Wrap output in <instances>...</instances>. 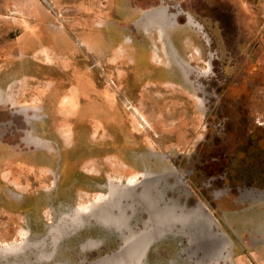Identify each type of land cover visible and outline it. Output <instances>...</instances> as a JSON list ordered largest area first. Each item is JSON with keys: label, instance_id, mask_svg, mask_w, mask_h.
<instances>
[{"label": "rangeland", "instance_id": "1", "mask_svg": "<svg viewBox=\"0 0 264 264\" xmlns=\"http://www.w3.org/2000/svg\"><path fill=\"white\" fill-rule=\"evenodd\" d=\"M14 1L0 0L9 16L0 31V72L6 68L0 85L8 89L15 77L28 75L46 86L42 93L24 90L15 106L0 102V246L23 243L28 233L45 235L62 211L97 202L110 181L129 182L134 171L154 176L167 168L184 182L168 189L160 206L173 208L177 200L178 218L156 240L160 228L174 220L170 212L157 214L150 224L159 234L150 244L144 235L138 262L126 244L120 248V240L82 252V237L74 236L46 264H98L113 251V264H264V197L245 194L255 185L230 179L236 166L248 164V157L236 155L238 147L250 133L264 132V58L259 65L239 63L221 47L235 43L244 24L243 15L233 14L237 0H132L136 11L142 1L150 8L132 16L120 12L126 0H33L31 19L14 13ZM90 1L92 12L85 8ZM25 3L18 6L25 10ZM145 17L151 33L143 27ZM173 18V26L189 23L190 31L167 27ZM159 29L168 33L165 48ZM174 34L197 45L192 56L175 53L192 68L188 81L177 64L166 61ZM155 43L163 61L154 57ZM123 46L132 53L125 62L118 61ZM45 48L55 59H42ZM68 102L73 139L66 142L60 127ZM35 104L40 118L15 125V119H25L20 110ZM30 132L51 147L32 146ZM150 198L144 197V210L132 217L134 230L149 220ZM200 205L213 218L212 233L201 223ZM101 231L92 226L81 235L98 237Z\"/></svg>", "mask_w": 264, "mask_h": 264}, {"label": "flooded vegetation", "instance_id": "2", "mask_svg": "<svg viewBox=\"0 0 264 264\" xmlns=\"http://www.w3.org/2000/svg\"><path fill=\"white\" fill-rule=\"evenodd\" d=\"M177 15L178 14L176 13V14H174L173 17L176 18ZM174 18H173L172 22L167 27L173 26V24L175 22ZM144 28H145L146 33H151L150 29H152V27L150 26V24H147L144 22ZM157 32H158L159 40L164 44L163 47L165 48L166 43L164 42V40L166 38V35H168V33H167L166 29H159ZM127 37H129V36H127ZM129 38H131V37H129ZM97 41H99V39ZM154 47H155L154 57H158L163 61V57L158 52L160 47L156 43L154 44ZM45 50H46V54H45V56H43L42 59L46 60L47 57L55 59V57L52 55L53 53L51 51L47 50L46 48H45ZM11 53H13L12 50H11ZM166 53L169 54V56H170V57H168V59H166V61L169 63L174 62L175 64H177L181 68V70L183 71L184 79L187 80L190 72L192 71V68L189 66V64L186 63L185 61L179 59L176 56L175 51H173V52L171 51L170 53L166 51ZM131 54L132 53L130 50H128V51L126 50V51L122 52V56L119 58L118 61L125 62L130 57ZM66 63H68V61H66ZM4 64H6V63H4ZM2 66H5V65H2ZM4 71H6L5 67L2 68L0 73H3ZM170 83L176 84L175 81H170ZM45 86H46L45 83H42L38 78H35V77H31L28 75L15 77L13 80H11L9 82L8 89H6L4 87V85H0V102H8V103L15 106L21 101V97L23 96L24 90L29 89L31 91L33 90V91H37L39 93H42V92H44ZM16 88L20 89V93L15 94V91H17V90H15ZM37 107H39V106H37V104H35L31 108L21 109L20 113L22 114V116L25 119L23 121H18L15 119L14 124L20 125V122H21L22 125H25L28 122H32L33 120H35V118L37 119V117H40L39 113H37V111L35 110ZM71 110H72V108L70 107V105L68 107H65V113L66 114L64 115V118H63L65 123H63V126L60 127V129H62L63 131H66V132H69L71 130L70 127L68 126V121L72 118V115L67 114V112H70ZM253 131H257V129H254ZM27 137H28L27 141H30L31 138L34 137V134L32 132H30V133H28ZM261 141L264 142V132L263 131H262V133L255 135V136L251 133L249 135H247V139L244 141L245 143H242L238 147V153H236L237 156L238 155H242V156L245 155L246 157H248V164L245 165L247 168L244 167V165L236 166V168L234 169V171H235L234 174L230 177V179L235 180L236 182L243 181L244 185H246V186H250V185L257 186V187L253 186V188L248 189L245 192V194H247L249 196H254V198L255 197L256 198L264 197V146L260 145ZM242 158H244V157H242ZM254 161H255V163H254ZM238 164H239V162H238ZM175 176H176V174H175ZM176 179L178 181L177 176H176ZM245 179H247V180H245ZM177 181H175V183H169V185H167V187H169V189L173 188L174 185L178 183ZM142 188H143V186H142ZM158 203L160 205L159 200H157L156 203H154V207H155L154 210L155 211H158L156 209V206ZM133 204L134 203H132V206H133ZM169 206H170L169 204H165L164 206H161V207H163V208L167 207L168 208ZM134 207L135 208H127L125 214L119 215V216H117V218H113L111 225H109V229L115 230L121 234L122 233L124 234L122 227L120 228V225H124L127 228H129V233L127 234V236H125V239H124V245L126 244L125 250H128L130 248L132 250L131 253H134V256L136 257L135 261L138 262L139 259L141 258V256L144 254V251L142 250L144 248V235L146 234L147 235L146 237L152 239V237L156 236L157 234L164 233L165 230H162L160 228L159 231H161V232L158 233L154 229L153 230H151V228L148 229L147 228L148 226L144 229V219H142L143 228L141 230H139L138 232H136L134 230L132 231L131 225H125L123 223L124 222L127 223L128 221L131 220V217L134 213L133 209L135 210L137 205ZM128 210L130 212H128ZM154 210H153V212H154ZM154 217H155L154 214H151V218H154ZM89 218L91 219V221L96 222L93 215ZM133 232H135V233H133ZM127 254H128V252H127ZM111 257H112V255L111 256L107 255L104 258L98 259L96 262L98 264H106L107 262L109 264H113V262L115 261V258L112 257V259H111Z\"/></svg>", "mask_w": 264, "mask_h": 264}, {"label": "water", "instance_id": "3", "mask_svg": "<svg viewBox=\"0 0 264 264\" xmlns=\"http://www.w3.org/2000/svg\"><path fill=\"white\" fill-rule=\"evenodd\" d=\"M156 175L153 176V174L151 173H144L142 174L143 175V178L142 180H140L139 182H116L117 184L119 185H134L137 187V189L140 187L142 189V186L144 185L145 188H144V197L147 198L151 196L150 198V201L151 199L154 200V203H156V199L158 196L161 197V200L159 201H162L163 200V197L166 193V191L169 189V187H165L163 188L162 186V189L158 192H156L155 194L152 195V193L150 194L149 191L150 189H152L154 186L156 187L158 184H160L161 182L163 183V185L165 184L166 186L169 185V181H168V178L169 177H174L175 178V181H177L176 179V176L178 177V183L177 184H180L181 182H184V178H182L175 170H170V169H167V168H164L162 172H159V173H155ZM176 174V176H175ZM152 175V176H151ZM110 183H114L113 181H110L107 185V189H108V186ZM175 183V182H174ZM175 184L174 187L177 185ZM173 187V188H174ZM140 189V190H141ZM109 190V189H108ZM138 190V191H140ZM108 194V191L107 193ZM147 196V197H146ZM153 196V197H152ZM99 200L97 202H94V203H98ZM174 207H166L164 210L163 209H160L159 211L155 212L154 213V216L156 217L158 213H161V212H170L172 213L174 216L173 217H170V218H173L174 220L171 221H168L169 223L163 226L162 230H165L164 233H161V236L159 238H157L156 240L162 238L163 236L167 235L170 230L173 228V226L175 225V222L178 218V215L175 213V207L176 205L178 204V201L177 200H174ZM94 203L91 204L94 205ZM91 206L88 207V209H86L87 213L91 210L89 209ZM144 206H141L140 204L137 205L136 209H135V213H133L132 217L135 216V214L137 213L138 209L140 210H144L143 209ZM78 208H72L69 210V215L71 217L68 218V221L71 222V218L73 216H75L76 214H74L76 212ZM150 208H148L149 210ZM151 209H152V206H151ZM80 210V209H78ZM84 210V209H82ZM81 211V210H80ZM114 211L117 212L116 209H114ZM129 211V210H128ZM149 212V211H148ZM198 213H199V216H200V220H201V223H203V225L206 226V228L208 227V231L209 232H213L212 231V225L214 223L213 221V218L212 216L207 213L204 208L200 205L198 207ZM74 214V215H73ZM73 215V216H72ZM132 217H131V220H132ZM154 218H151V214L149 215V220H144V228H147L150 229L151 226L153 225V222L152 224L151 221H153ZM60 218V217H59ZM58 218V219H59ZM131 220L128 221L127 223H123L125 225H131V230L133 231L134 228L132 227V224H131ZM58 220L57 222L54 224V225H51L49 227V230L48 232L41 236V237H35V238H31L29 236V233H28V236L27 238L24 240L23 243H19V244H10V245H7V246H0V258L2 259L3 263L2 264H46V263H50V261L52 260V258L55 256L56 252H57V249L61 246L62 243H64L65 241H68L70 238L72 237H82V240L80 242V247H81V251L82 252H86V251H94L95 249H98L102 246L105 247V245H107V243H111V242H116V241H121L122 244L120 246V248H122L124 246V239H125V236H127V234L129 233V228H127L126 226L124 225H120V228L122 227L123 229V232L124 234L122 233H119L118 231H115V230H110L104 226H102L101 224L95 222V221H86V222H83L81 223L80 225L74 227V228H71L69 230L68 233H63L58 241L55 243L54 242V236H56L58 234L57 232V229H56V226L58 225ZM142 225H143V222H142ZM92 226H97L98 229H101V233L98 237H85L84 235H81V233H83V230L85 228H90ZM143 228V226H142ZM141 228V229H142ZM167 228V229H166ZM141 229H137V230H134L136 232H138L139 230ZM135 233V232H133ZM215 234L218 235V239L226 244H229V240L228 238L223 234V233H218L216 232ZM40 240H42L43 243L38 244V245H34V242L37 241V242H40ZM155 241V240H153ZM152 239L149 240V244L151 242H153ZM46 248L48 249H51L52 250V256L47 258V259H42L41 261L37 260V255H39L43 250H45ZM114 252L116 251H113L112 253H107L105 254L106 255H110V254H113ZM4 253V254H2ZM28 253H33L34 254V258L32 257H28L27 254ZM11 258V259H10ZM63 264H69L68 261H65ZM80 264H87L83 261L80 262Z\"/></svg>", "mask_w": 264, "mask_h": 264}, {"label": "crops", "instance_id": "4", "mask_svg": "<svg viewBox=\"0 0 264 264\" xmlns=\"http://www.w3.org/2000/svg\"><path fill=\"white\" fill-rule=\"evenodd\" d=\"M33 0H27L26 4H33ZM125 1V0H124ZM16 2L15 7L18 8V11L14 13L17 15L28 14L32 16L36 13L35 6H28L25 7V10H22L21 7L18 6L20 0H15ZM91 2V1H90ZM89 2V5L85 6V8L89 7L88 12L94 11L92 9L95 6V2ZM1 3V2H0ZM238 6L236 8L237 12L233 14L237 17L238 15L242 16L244 24L242 27H238L239 34L236 37L235 43L230 44H221V47H226L227 54L231 58L237 57L236 61L243 64H248L250 62H256L258 65L260 64L262 58H264V0H237ZM148 3L145 4L144 1L138 3L139 10H143L148 12L150 8L148 7ZM5 6L1 5L0 7V31L2 30L6 19H9V16L5 14ZM139 10H134L133 1L129 0L125 2V6L121 8L120 12L124 14H129L132 16L133 14L139 13ZM228 13V12H227ZM18 22L17 25H20V18H17ZM33 20L30 21V23ZM14 24V23H13ZM29 25V24H28ZM174 31H178L179 34L187 30L189 32L191 29L190 24H177L173 26ZM172 46L174 48L175 53L180 56H185L186 54L190 53L191 56L196 51L197 45L191 39V37L183 38L174 34ZM214 55L213 53H211ZM195 56V55H194ZM3 58H0V60ZM4 61V59H3ZM255 72V70L253 69Z\"/></svg>", "mask_w": 264, "mask_h": 264}, {"label": "bare ground", "instance_id": "5", "mask_svg": "<svg viewBox=\"0 0 264 264\" xmlns=\"http://www.w3.org/2000/svg\"><path fill=\"white\" fill-rule=\"evenodd\" d=\"M144 22L147 24H150V19L148 18H144V21H142L143 27H144ZM152 25V24H150ZM131 38L127 37V40H129ZM126 40V42H127ZM130 41V40H129ZM122 48V51H128L130 49L128 48ZM32 85V84H31ZM77 96V95H76ZM74 97V96H73ZM79 98V96H77ZM65 98V97H64ZM67 102V101H66ZM68 104L70 105V107L72 108V104L70 102H68ZM73 109V108H72ZM28 110V109H27ZM37 111V113H39L38 111V107L35 109ZM34 110V111H35ZM40 117H37V119H39ZM36 119V118H35ZM61 130V134L63 135L64 139L66 142L72 141L73 139V131H63ZM28 143L32 144L35 147H44V148H50L51 147V143L50 141H48V139H46L45 137L42 136H36L34 135L33 138H31L30 141H28ZM48 169V167H43V169ZM141 174H144L143 172L140 171H134L133 173H131L129 179V182H134L135 179H137L138 177H140ZM165 186V184H164ZM167 187V186H165ZM26 188V187H23ZM108 194H100L99 195V202L98 203H94V205H92L89 209H91L88 213L86 211V209H88V207H84V210H76V212L74 214H76L75 216H73L71 218V222L68 221V218L71 217L69 215V211H62L60 214V218L58 219V225L56 226L57 232L58 234L56 236H54V242L56 243L59 239V237L63 234V233H68L69 230L71 228H74L78 225H80L83 222L86 221H91V219L89 217H91L93 215V217L95 218L96 222L101 224L102 226L106 227L109 229V225H111L113 218H117V216L119 215H123L126 213L127 208H135L134 206L136 205H141L144 206V185L143 188L138 191L136 186H130V185H119L116 182L114 183H110L108 186ZM161 197L158 196L157 200H160ZM132 203L133 206H132ZM152 209H149V214H154L155 211V207L154 204L151 205ZM159 206V207H158ZM114 209L117 210L114 211ZM156 209L159 211L160 209H165L163 207H161L159 205V203L156 206ZM154 210V212H153ZM133 212L135 213V210L133 209ZM42 240H40V242L35 241L34 245H41ZM4 254V253H2ZM52 256V250L46 248L45 250H43L39 255H37V260L41 261L42 259H47L49 257Z\"/></svg>", "mask_w": 264, "mask_h": 264}]
</instances>
